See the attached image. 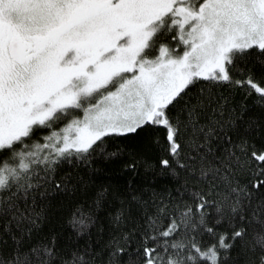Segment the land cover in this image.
Listing matches in <instances>:
<instances>
[{
	"label": "snow or ice",
	"instance_id": "1",
	"mask_svg": "<svg viewBox=\"0 0 264 264\" xmlns=\"http://www.w3.org/2000/svg\"><path fill=\"white\" fill-rule=\"evenodd\" d=\"M0 264H264V0H0Z\"/></svg>",
	"mask_w": 264,
	"mask_h": 264
},
{
	"label": "trees",
	"instance_id": "2",
	"mask_svg": "<svg viewBox=\"0 0 264 264\" xmlns=\"http://www.w3.org/2000/svg\"><path fill=\"white\" fill-rule=\"evenodd\" d=\"M154 152H155V150H153V153H150V155L154 154ZM119 175H120L121 179H127L128 178V174L127 173H120ZM160 183H164V181L161 180Z\"/></svg>",
	"mask_w": 264,
	"mask_h": 264
}]
</instances>
